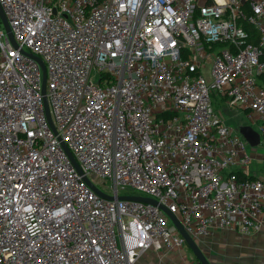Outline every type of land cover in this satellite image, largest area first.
Here are the masks:
<instances>
[{"label":"built area","instance_id":"2783aa9c","mask_svg":"<svg viewBox=\"0 0 264 264\" xmlns=\"http://www.w3.org/2000/svg\"><path fill=\"white\" fill-rule=\"evenodd\" d=\"M0 5L17 44L0 20V264L181 256L159 205L198 245L260 231L264 180L247 177L249 143L213 98L247 112L264 146V0Z\"/></svg>","mask_w":264,"mask_h":264},{"label":"crops","instance_id":"0c3cea01","mask_svg":"<svg viewBox=\"0 0 264 264\" xmlns=\"http://www.w3.org/2000/svg\"><path fill=\"white\" fill-rule=\"evenodd\" d=\"M238 115L245 118V126H251L258 131V123L251 122L247 118V112L236 108L230 109L231 117ZM247 149L251 156L247 177L264 180V147L249 145ZM199 246L212 264H264V218L260 231L252 236H245L235 231H219L202 238ZM154 260V263L151 261L150 264H193V260L186 263L179 253L161 252L154 255Z\"/></svg>","mask_w":264,"mask_h":264},{"label":"water","instance_id":"95a60500","mask_svg":"<svg viewBox=\"0 0 264 264\" xmlns=\"http://www.w3.org/2000/svg\"><path fill=\"white\" fill-rule=\"evenodd\" d=\"M0 20L2 21L3 27L6 30V32L8 33L9 37H10V41L12 42V44L16 47L17 44L14 40V37L12 35L11 32V28L9 26V23L6 19V16L3 12V9L0 5ZM35 60H37L43 68V73H44V80H43V94L46 95V68L44 66V64L42 63V61L38 58H35ZM45 108H46V115H47V119L49 124L53 127V122H52V118H51V114H50V110H49V104H48V99L45 96ZM54 128V127H53ZM240 134L245 138V140L249 143V145L251 147H257L260 145L261 143V137L260 134L253 129L251 126H243L239 129ZM67 149V147H66ZM68 155L71 158V160L73 161L76 169L78 170V172L80 174H82V171L79 167V165L77 164L76 160L74 159L73 155L70 153V151L67 149ZM85 182L87 183V185L99 196L105 198V199H113L112 197H108L106 196L104 193H102L92 182L89 178L84 177ZM120 199L123 200H134V201H139V202H143V203H150L153 205H159V203L151 198H146V197H120ZM160 208L169 216V218L172 220V222L174 223V225L177 227L179 233L181 234V236L184 238L186 245L189 247V249L191 250L193 256L198 260L199 264H212L210 259L207 257V255L202 251L201 247L186 233V231L184 230V228L182 227V225L179 223V221L177 220V218L171 214L165 207L159 205Z\"/></svg>","mask_w":264,"mask_h":264},{"label":"rangeland","instance_id":"374dc122","mask_svg":"<svg viewBox=\"0 0 264 264\" xmlns=\"http://www.w3.org/2000/svg\"><path fill=\"white\" fill-rule=\"evenodd\" d=\"M218 99V101H216ZM213 102H214V108L217 112H219V114L221 115V118L230 126L235 127V128H241L243 126H245L246 124V120L242 115H238L237 117H231L230 116V107L227 103V100L224 99H219V98H213ZM264 147V146H263ZM261 148L258 149V151H260ZM121 195L124 194H131V195H138V196H148L145 193L142 192H138L135 191L133 189L127 188L125 190H120ZM181 256H186L187 260H193V264H199L198 260L193 256L191 250L189 249V247L187 245L184 246L183 251L181 252ZM153 261H155L153 259ZM152 261V262H153ZM151 260L148 259L147 257H143L142 259H140V264H150ZM154 263V262H153Z\"/></svg>","mask_w":264,"mask_h":264},{"label":"trees","instance_id":"16d2710c","mask_svg":"<svg viewBox=\"0 0 264 264\" xmlns=\"http://www.w3.org/2000/svg\"><path fill=\"white\" fill-rule=\"evenodd\" d=\"M262 80H264V77H262Z\"/></svg>","mask_w":264,"mask_h":264}]
</instances>
